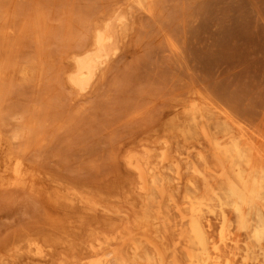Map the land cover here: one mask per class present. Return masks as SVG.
<instances>
[{
    "label": "rangeland",
    "instance_id": "rangeland-1",
    "mask_svg": "<svg viewBox=\"0 0 264 264\" xmlns=\"http://www.w3.org/2000/svg\"><path fill=\"white\" fill-rule=\"evenodd\" d=\"M126 1L0 0V26L16 24L19 38L10 49L0 37V124L6 138L20 135L12 156L53 184L108 188L135 182L125 155L155 140L203 90L240 121L264 129V0H159L155 11L135 14L123 37V61L118 56L101 69L90 90L73 87L76 53L92 47L94 30ZM30 121L37 122L35 130ZM5 182L0 175V264L5 238L20 223L15 202L31 199Z\"/></svg>",
    "mask_w": 264,
    "mask_h": 264
},
{
    "label": "bare ground",
    "instance_id": "bare-ground-1",
    "mask_svg": "<svg viewBox=\"0 0 264 264\" xmlns=\"http://www.w3.org/2000/svg\"><path fill=\"white\" fill-rule=\"evenodd\" d=\"M158 1L127 0L111 9L90 37L92 47L76 53L72 86L90 90L99 71L121 53L135 14L155 11ZM14 27L0 26L10 49L17 46ZM200 92L155 140L129 148L125 165L135 182L115 187L53 184L51 177L26 170L24 160L10 153L20 135L6 138L0 124V157L9 153L0 175L16 194L31 198L15 202L20 223L5 238L2 264H264V129L245 124Z\"/></svg>",
    "mask_w": 264,
    "mask_h": 264
}]
</instances>
